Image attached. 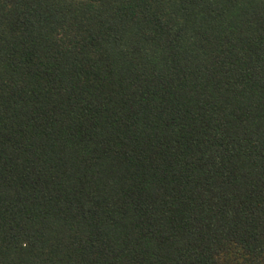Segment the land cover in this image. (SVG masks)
<instances>
[{
	"label": "trees",
	"instance_id": "16d2710c",
	"mask_svg": "<svg viewBox=\"0 0 264 264\" xmlns=\"http://www.w3.org/2000/svg\"><path fill=\"white\" fill-rule=\"evenodd\" d=\"M0 264H264V0H0Z\"/></svg>",
	"mask_w": 264,
	"mask_h": 264
}]
</instances>
